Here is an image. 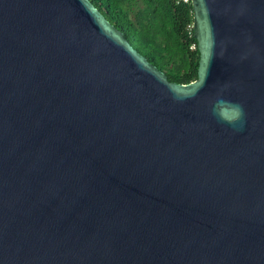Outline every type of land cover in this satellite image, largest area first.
Returning <instances> with one entry per match:
<instances>
[{"label": "water", "instance_id": "obj_1", "mask_svg": "<svg viewBox=\"0 0 264 264\" xmlns=\"http://www.w3.org/2000/svg\"><path fill=\"white\" fill-rule=\"evenodd\" d=\"M192 2L179 83L90 0H0V264H264V0Z\"/></svg>", "mask_w": 264, "mask_h": 264}, {"label": "trees", "instance_id": "obj_2", "mask_svg": "<svg viewBox=\"0 0 264 264\" xmlns=\"http://www.w3.org/2000/svg\"><path fill=\"white\" fill-rule=\"evenodd\" d=\"M171 81L190 83L199 77L200 49L194 6L176 0H90ZM195 44V48L191 46ZM177 65V66H175Z\"/></svg>", "mask_w": 264, "mask_h": 264}, {"label": "built area", "instance_id": "obj_3", "mask_svg": "<svg viewBox=\"0 0 264 264\" xmlns=\"http://www.w3.org/2000/svg\"><path fill=\"white\" fill-rule=\"evenodd\" d=\"M191 1H192V0H176L177 3H190ZM188 30H189L190 35H193V31H194V23H190V24L188 25ZM195 47H196L195 44H193V45L191 46V48H195Z\"/></svg>", "mask_w": 264, "mask_h": 264}, {"label": "clouds", "instance_id": "obj_4", "mask_svg": "<svg viewBox=\"0 0 264 264\" xmlns=\"http://www.w3.org/2000/svg\"><path fill=\"white\" fill-rule=\"evenodd\" d=\"M232 120L239 118L242 115V110L239 106L232 107Z\"/></svg>", "mask_w": 264, "mask_h": 264}, {"label": "rangeland", "instance_id": "obj_5", "mask_svg": "<svg viewBox=\"0 0 264 264\" xmlns=\"http://www.w3.org/2000/svg\"><path fill=\"white\" fill-rule=\"evenodd\" d=\"M175 66H177V65H175Z\"/></svg>", "mask_w": 264, "mask_h": 264}]
</instances>
